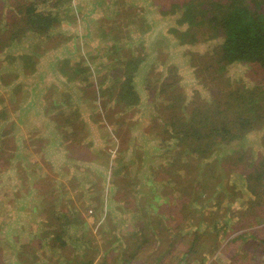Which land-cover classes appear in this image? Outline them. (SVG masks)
I'll list each match as a JSON object with an SVG mask.
<instances>
[{"label":"rangeland","instance_id":"374dc122","mask_svg":"<svg viewBox=\"0 0 264 264\" xmlns=\"http://www.w3.org/2000/svg\"><path fill=\"white\" fill-rule=\"evenodd\" d=\"M33 1L0 0V264H264V69L180 0H53L47 36Z\"/></svg>","mask_w":264,"mask_h":264},{"label":"trees","instance_id":"16d2710c","mask_svg":"<svg viewBox=\"0 0 264 264\" xmlns=\"http://www.w3.org/2000/svg\"><path fill=\"white\" fill-rule=\"evenodd\" d=\"M51 5H56V2H53V0H36L26 4V9L21 10L19 13L23 14L25 20L31 25V29L41 28V34L47 36L54 31V23L58 20L57 14L54 13ZM174 7L177 8V10L183 11V16H181L182 18L180 19L183 23H188L190 26L197 27L203 31H209L212 36H219L222 38L217 47L215 46L213 48L214 55L218 57V64H220L218 70L225 72L228 65L236 63L258 65L264 69V0H180ZM19 22L21 23L20 33H22L24 30V26L22 25L23 22H21V20H19ZM44 28H46L47 31H44ZM17 33L18 32L15 31L11 34L14 36L18 35ZM193 37L196 41L200 40L196 35ZM84 59L86 60V58ZM88 66L84 69L87 73H89L90 69ZM69 76L71 77L72 74H69ZM128 77L131 80L132 75ZM91 86L94 85L92 84ZM255 91L256 90L250 92L253 96L250 102L246 101L247 103L255 104L257 102L258 99L255 98L257 96V94H255L257 91ZM127 92L128 94L135 93L132 86L128 90L126 89V94ZM181 95H183L182 92ZM207 111L209 115L210 110L207 109ZM259 111H261V109ZM194 113L199 117L201 112L195 111ZM195 118L196 117H191L190 122L186 123V125H188V133L186 136L184 135L186 139L188 137L200 138L202 135L198 125L191 124L195 122ZM251 118L237 119L236 123L240 126V129H245L250 125ZM228 122H230V120L225 122L226 127L230 125ZM236 135V133L233 134V138L236 137ZM196 152L201 153V150H196ZM261 169L262 167L260 165L256 169V172L250 173L251 177L248 180V188H250L254 194L260 191V187H264V183L260 180L264 177V172H262ZM257 170H259V173ZM255 180L261 181L260 186L257 183H252ZM236 193L238 192L234 190L232 193H228V195L236 196ZM222 194L225 195V193ZM224 199L217 200L216 204L218 206L221 205ZM216 226H218V219L213 217L214 229ZM48 236H50L49 233ZM57 236L61 239L60 235ZM61 246L66 247L67 242L61 240ZM256 249L257 248L252 251V256L250 257L251 262L247 264H257L254 260L255 257H257L256 255L259 256L260 254H257ZM175 252L172 253L175 254ZM172 260L173 254L167 256L165 264H168ZM68 261L70 262L71 259L69 258ZM91 262L93 261H85L82 264H89ZM234 264L245 263L235 261Z\"/></svg>","mask_w":264,"mask_h":264},{"label":"crops","instance_id":"0c3cea01","mask_svg":"<svg viewBox=\"0 0 264 264\" xmlns=\"http://www.w3.org/2000/svg\"><path fill=\"white\" fill-rule=\"evenodd\" d=\"M90 74V72H89ZM94 85V84H93ZM91 88H94V86H91ZM67 124L69 125V122H67ZM68 125L66 127H68ZM39 125H35L33 126L29 131L31 134L35 135L36 137H38L41 133H40V130L39 128L41 127H38Z\"/></svg>","mask_w":264,"mask_h":264},{"label":"built area","instance_id":"2783aa9c","mask_svg":"<svg viewBox=\"0 0 264 264\" xmlns=\"http://www.w3.org/2000/svg\"><path fill=\"white\" fill-rule=\"evenodd\" d=\"M96 264H99V263H96Z\"/></svg>","mask_w":264,"mask_h":264}]
</instances>
